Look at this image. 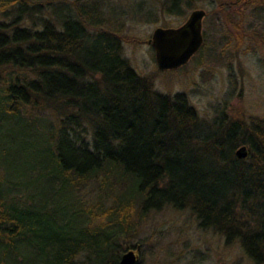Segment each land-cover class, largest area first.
<instances>
[{
  "label": "trees",
  "instance_id": "1",
  "mask_svg": "<svg viewBox=\"0 0 264 264\" xmlns=\"http://www.w3.org/2000/svg\"><path fill=\"white\" fill-rule=\"evenodd\" d=\"M114 17L102 0H0V264H120L167 210L264 264V120L209 122L158 93Z\"/></svg>",
  "mask_w": 264,
  "mask_h": 264
},
{
  "label": "rangeland",
  "instance_id": "2",
  "mask_svg": "<svg viewBox=\"0 0 264 264\" xmlns=\"http://www.w3.org/2000/svg\"><path fill=\"white\" fill-rule=\"evenodd\" d=\"M102 1L122 27L125 57L158 93L185 95L209 122L219 114L225 124L264 120V0H255L259 8H241L246 0H201L183 17L165 14L168 0ZM198 9L206 11L203 48L185 66L160 71L149 45L155 30L178 28ZM147 228L140 243H130L141 244L138 264H249L236 247L225 248L221 236L199 230L189 212L164 211Z\"/></svg>",
  "mask_w": 264,
  "mask_h": 264
},
{
  "label": "water",
  "instance_id": "3",
  "mask_svg": "<svg viewBox=\"0 0 264 264\" xmlns=\"http://www.w3.org/2000/svg\"><path fill=\"white\" fill-rule=\"evenodd\" d=\"M206 11H193L187 21L178 28H158L152 35L149 45L154 49L157 66L160 71H174L186 64L201 49L204 43L203 21ZM239 159L248 157L246 146L237 150ZM140 248L126 251L120 264H138Z\"/></svg>",
  "mask_w": 264,
  "mask_h": 264
}]
</instances>
